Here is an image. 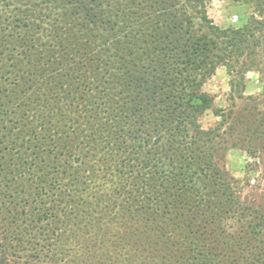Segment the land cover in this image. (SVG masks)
Listing matches in <instances>:
<instances>
[{"label": "trees", "instance_id": "16d2710c", "mask_svg": "<svg viewBox=\"0 0 264 264\" xmlns=\"http://www.w3.org/2000/svg\"><path fill=\"white\" fill-rule=\"evenodd\" d=\"M0 0V264H264V210L218 164L264 163V0ZM230 101L199 118L218 67Z\"/></svg>", "mask_w": 264, "mask_h": 264}, {"label": "rangeland", "instance_id": "374dc122", "mask_svg": "<svg viewBox=\"0 0 264 264\" xmlns=\"http://www.w3.org/2000/svg\"><path fill=\"white\" fill-rule=\"evenodd\" d=\"M206 9L208 16L212 21L220 26L226 27L243 21L248 14L253 11L250 3L233 0H206ZM260 81L259 74L248 72L246 74L245 96H252L254 100L235 99L236 109L243 106L244 102L250 103L251 106H258V109L264 110V89ZM202 91L207 93L212 101L211 108L207 109L199 118L200 125L206 129L213 127L217 121L212 108L226 107L230 101L227 99L229 93V76L224 67L220 66L215 73L209 77L202 86ZM248 156L244 150L230 149L218 158V164L222 166L227 173L233 178L239 189V197L257 208L264 210V163L254 166V169L247 172L245 165Z\"/></svg>", "mask_w": 264, "mask_h": 264}]
</instances>
